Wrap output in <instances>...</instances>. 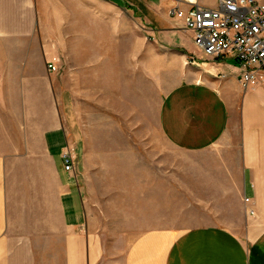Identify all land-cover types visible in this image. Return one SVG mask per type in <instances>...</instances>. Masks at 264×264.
I'll return each mask as SVG.
<instances>
[{"label":"crops","instance_id":"crops-1","mask_svg":"<svg viewBox=\"0 0 264 264\" xmlns=\"http://www.w3.org/2000/svg\"><path fill=\"white\" fill-rule=\"evenodd\" d=\"M58 1L0 0V264H264V82L246 88L235 58L193 51L192 32L171 15L178 0H104L133 10L158 41L183 47L158 122L173 148L218 156L188 163L182 185L211 223L132 239L118 229L111 238L87 202L79 162L77 177L64 166V147L78 154L81 134L73 87L59 75L69 22ZM33 59L42 60L38 71Z\"/></svg>","mask_w":264,"mask_h":264},{"label":"rangeland","instance_id":"rangeland-1","mask_svg":"<svg viewBox=\"0 0 264 264\" xmlns=\"http://www.w3.org/2000/svg\"><path fill=\"white\" fill-rule=\"evenodd\" d=\"M63 1L69 25L67 42L58 49L64 65L59 75L73 87L81 134L77 162L91 209L115 239L118 229L132 239L153 228L180 233L211 223L196 191L182 185L188 163L213 162L218 156L214 149L198 156L173 148L158 122L161 101L178 80L183 47L155 39L128 7L104 0ZM185 40L200 52L190 35ZM41 64L32 60L35 71Z\"/></svg>","mask_w":264,"mask_h":264},{"label":"built area","instance_id":"built-area-1","mask_svg":"<svg viewBox=\"0 0 264 264\" xmlns=\"http://www.w3.org/2000/svg\"><path fill=\"white\" fill-rule=\"evenodd\" d=\"M171 15L192 32L194 44L205 54L235 58L242 70L240 81L246 88L264 82V2L218 0L217 7H210L197 0H178ZM58 60L47 62L50 71L58 70ZM76 151L75 146L67 143L62 152L65 169L74 177Z\"/></svg>","mask_w":264,"mask_h":264}]
</instances>
